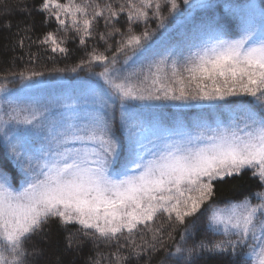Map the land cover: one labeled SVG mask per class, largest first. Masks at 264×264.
<instances>
[{
    "label": "trees",
    "instance_id": "trees-1",
    "mask_svg": "<svg viewBox=\"0 0 264 264\" xmlns=\"http://www.w3.org/2000/svg\"><path fill=\"white\" fill-rule=\"evenodd\" d=\"M198 17L200 32L182 34ZM248 32L264 40V0H0V88L36 82L42 102L68 96L85 109L93 100L103 109L96 133L111 147L105 164H125L141 136L180 122L230 130L225 123L234 118L259 120L252 100L255 91L262 96L263 66L202 45H231ZM128 80L140 87L137 100L121 96L119 84ZM144 93L160 104L145 103ZM202 97L222 98L227 111L214 101L200 107ZM20 168L0 135V171L12 186ZM263 191L262 179L244 167L212 179L193 211L159 210L129 229L102 233L47 214L14 241L0 235V264H252L251 238L215 231L210 217L256 204Z\"/></svg>",
    "mask_w": 264,
    "mask_h": 264
},
{
    "label": "rangeland",
    "instance_id": "rangeland-1",
    "mask_svg": "<svg viewBox=\"0 0 264 264\" xmlns=\"http://www.w3.org/2000/svg\"><path fill=\"white\" fill-rule=\"evenodd\" d=\"M62 9L71 11L67 6ZM203 24L202 17L192 19L182 34H197ZM202 45L219 57L238 56L253 62L255 69L264 68V40L258 34L248 32L231 45L212 41ZM39 85L25 82L13 89L0 88V135L22 175L12 186L0 171V235L7 241L18 239L47 214L107 233L132 228L159 210L188 213L196 209L212 179L244 167L264 182V86L261 97L253 92L258 121L243 124L234 118L225 123L232 125L230 130L205 129L203 119L190 126L180 122L174 129L141 136L127 163L105 164L111 147L100 143L96 133L103 126L102 107L91 100L84 109L68 96L39 101L33 94ZM119 86L129 101L141 96L131 80ZM144 99L159 103L153 93L150 97L144 93ZM220 99L202 97L196 104L208 107L214 101L227 111ZM35 145L43 149L37 151ZM258 197L256 204L245 201L216 209L210 217L215 231L252 239V264H264V191Z\"/></svg>",
    "mask_w": 264,
    "mask_h": 264
}]
</instances>
